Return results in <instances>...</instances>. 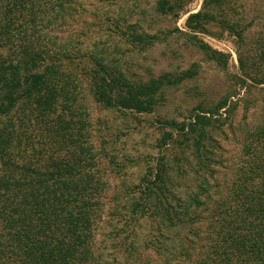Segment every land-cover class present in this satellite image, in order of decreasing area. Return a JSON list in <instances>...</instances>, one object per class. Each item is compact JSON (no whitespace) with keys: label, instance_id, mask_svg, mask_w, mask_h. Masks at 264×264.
<instances>
[{"label":"trees","instance_id":"1","mask_svg":"<svg viewBox=\"0 0 264 264\" xmlns=\"http://www.w3.org/2000/svg\"><path fill=\"white\" fill-rule=\"evenodd\" d=\"M191 1L156 0L155 10L177 19ZM76 3L0 0V264H153L149 257L154 264H264V99L245 94L222 96L181 122H160L170 132L148 156L154 164L127 187L126 229L111 228L110 262L103 260L99 230L115 217L105 215L104 164L122 168L136 159L117 158L92 106L150 112L159 91L192 74L131 80L97 42L53 33L52 25L73 18ZM229 3L202 0L184 20L183 34L223 66L227 56L197 36L216 22L243 40L252 24L231 23ZM254 45L237 55L231 76L247 91L264 85V31ZM239 106L246 117L235 122ZM257 108L258 119H248ZM223 126L239 144L226 164L215 138ZM120 200L116 192L108 208Z\"/></svg>","mask_w":264,"mask_h":264},{"label":"rangeland","instance_id":"2","mask_svg":"<svg viewBox=\"0 0 264 264\" xmlns=\"http://www.w3.org/2000/svg\"><path fill=\"white\" fill-rule=\"evenodd\" d=\"M230 2V8L227 9L228 20L240 25L252 24L241 35L243 40L239 41L232 30L216 22L208 25L206 34L197 36L211 48L227 56L225 66L208 60L198 49L195 40L183 34L186 31L184 20L187 12L198 11L202 0H192L177 19L158 14L155 10L156 0H77L76 11L72 12L73 18L70 19L69 16L67 20L69 23L52 25L53 33L70 36L71 40L86 38L87 43L97 42L100 50L110 53V58L123 62L124 71L128 72L131 80L146 83L163 74H169L174 79L184 73L192 74L174 86L159 91L150 112H106L96 105L92 106L93 121L103 118L101 128L108 126V142L115 139L113 147L117 158L129 155L136 159L133 163L123 162L122 168L104 164L108 183L104 199V204L107 205L105 215L108 214L110 218V213L115 214L111 225L108 221L105 229L100 227L99 230L104 235L101 254L105 261L110 262L114 246L113 234H110L114 230L111 228L114 226L120 231L126 229L123 221L127 218L124 209L127 187L138 182L145 173L146 166L154 164L152 157L148 156L157 155L155 147L156 144L159 146L162 133L170 132V128L160 122L187 120L197 107H208L227 94H239L237 98L245 94L247 98L260 102L264 99V85L247 91L231 78L238 74L237 55L245 56L255 47L258 34L264 31V0ZM133 34H141L144 40L133 41L136 40ZM145 35L155 38H146ZM245 114L243 107L239 106L235 111V122L244 119ZM261 114L258 108L256 111L250 109L247 113L248 119H258ZM221 130L223 132L215 138L221 145L222 162L226 164L232 156H237L239 144L236 131L232 134L226 126ZM94 140L98 146L100 139ZM116 192L121 195L120 203L115 209L108 208L110 203L107 202ZM147 260L155 263L151 257Z\"/></svg>","mask_w":264,"mask_h":264}]
</instances>
